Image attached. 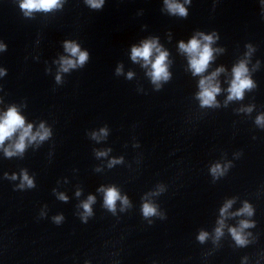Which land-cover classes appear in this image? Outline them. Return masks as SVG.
I'll use <instances>...</instances> for the list:
<instances>
[{
  "label": "water",
  "instance_id": "1",
  "mask_svg": "<svg viewBox=\"0 0 264 264\" xmlns=\"http://www.w3.org/2000/svg\"><path fill=\"white\" fill-rule=\"evenodd\" d=\"M19 2L0 0V116L15 105L33 132L43 124L51 135L12 157L4 150L19 132L0 146V264H264V124L256 123L264 114V0H179L186 17L169 13L165 0H105L99 10L61 0L30 16ZM198 33L214 36L215 51L193 75L179 44ZM152 38L168 53L167 81L154 83L151 64L131 58L133 45ZM65 41L89 55L68 72ZM241 60L255 87L228 100ZM221 67L217 105L202 107L199 81ZM114 159L121 162L109 167ZM217 163L226 170L214 179ZM23 172L34 188L19 187ZM112 186L130 205L117 200L115 213L99 190ZM145 200L165 218L143 217ZM228 200L230 213L247 202L253 215L226 217L216 239ZM244 219L254 226L240 247L229 227Z\"/></svg>",
  "mask_w": 264,
  "mask_h": 264
},
{
  "label": "clouds",
  "instance_id": "2",
  "mask_svg": "<svg viewBox=\"0 0 264 264\" xmlns=\"http://www.w3.org/2000/svg\"><path fill=\"white\" fill-rule=\"evenodd\" d=\"M185 3H190L191 0H184ZM85 3L92 9L99 10L102 9L105 0H85ZM167 10L171 14H178L181 17L187 16V9L184 7V4L180 3L179 0H165ZM19 7L25 16H30L34 11L43 10L45 12L51 11L58 7H61V0H20ZM193 36L188 43L180 42L179 48L182 52L187 53L189 59V65L192 70L193 75H200L205 72L208 68L210 61L213 60V52L215 51L212 48V43L214 42L213 35H205L203 33ZM65 50L71 55L69 57H61V71L68 72L69 69L76 68L77 66H83L89 59L87 51H81L80 46L73 41H65L64 44ZM4 48V45H0V50ZM155 59H152L153 54ZM75 57V59H73ZM167 57L168 53L166 50H163L158 44L155 38L144 40L141 45H133L131 49V58L133 61L142 59L144 65L151 64V71L149 75L154 83H157L161 80L167 81L169 79V72L167 66ZM120 69L117 68V72ZM224 71V69L218 68L216 71L212 72L208 76H204L199 81L200 92L198 93V98L200 100L201 106H216V95L221 91L219 81L216 80L217 75ZM248 67L245 60H241L236 64L233 69V78L231 80L230 86L228 87V100L242 99L244 96L245 90H251L255 87L254 82L248 75ZM5 70L0 69V75H4ZM132 73H129L131 77ZM60 77L57 76V82H59ZM159 86V85H158ZM247 111H251V108H248ZM256 123L264 124V114L257 116ZM19 132L18 140L13 146L5 148V155L12 157L16 154H23L26 148V141L31 143L33 141H43L48 138L51 133L48 128L43 124L40 125V130L33 132L32 124H25V118L17 110L16 106L13 105L8 108L6 112L0 116V146H2L6 139L11 138L15 133ZM101 132L106 134L105 129H101ZM95 136V133L93 134ZM107 153L104 151L98 152V156H104ZM120 160H112L109 162V167L113 164L120 163ZM225 167H222L219 163L213 165L210 169L213 178H218L219 176L224 175ZM15 174L11 179H16ZM25 185L28 188H34L36 185L27 172H23L21 178V184L19 187L23 189ZM100 191L104 192V206L111 212L115 213L116 211V201L121 200L124 206H130L128 198L122 197L118 189L114 186L108 188H101ZM163 191V188L160 189ZM79 195V191L76 193ZM157 195L159 192L156 193ZM59 199L66 201L67 197L61 193L59 194ZM95 202V197L90 195L88 199L82 202L83 214L81 219L84 222H87V218L92 215L91 205ZM233 200H228L224 203L223 207L220 208V217L217 221V227L215 228V238L219 239L223 235V229L225 227V218L228 216H241L253 215L252 206L245 202L243 207L239 208L236 212L230 213L228 210L233 204ZM124 210L123 208L121 209ZM142 214L143 217L149 218L153 216H159L161 219H164V214L158 211V205L155 203L145 200L142 205ZM63 220L62 215H57L53 217V222L60 224ZM151 223V221L149 222ZM254 226V222L244 219L239 222L237 227H229V232L231 237L234 239L235 243L244 247L249 244L248 236L244 229ZM208 238V233L206 231H200L197 236V240L200 243H203Z\"/></svg>",
  "mask_w": 264,
  "mask_h": 264
}]
</instances>
